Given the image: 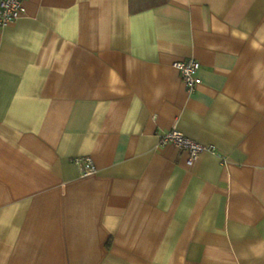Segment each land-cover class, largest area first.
Listing matches in <instances>:
<instances>
[{"label":"crops","instance_id":"obj_1","mask_svg":"<svg viewBox=\"0 0 264 264\" xmlns=\"http://www.w3.org/2000/svg\"><path fill=\"white\" fill-rule=\"evenodd\" d=\"M24 9L0 27V264H264V0ZM170 128L215 153L188 164Z\"/></svg>","mask_w":264,"mask_h":264},{"label":"built area","instance_id":"obj_2","mask_svg":"<svg viewBox=\"0 0 264 264\" xmlns=\"http://www.w3.org/2000/svg\"><path fill=\"white\" fill-rule=\"evenodd\" d=\"M25 12L24 0H0V27L18 20ZM172 66L178 70L182 82L188 92H193L201 82L197 71L199 62L193 58L173 62ZM173 144L179 150L187 153L188 164H193L202 152L215 153L211 145L202 144L183 134L176 128H170L158 137V145L165 146ZM79 172L83 176L91 175L95 172V165L89 157H77L73 160Z\"/></svg>","mask_w":264,"mask_h":264}]
</instances>
